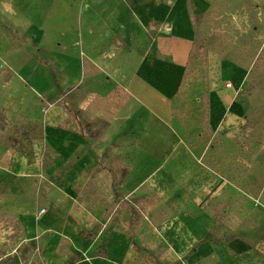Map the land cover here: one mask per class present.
I'll use <instances>...</instances> for the list:
<instances>
[{"label": "rangeland", "instance_id": "rangeland-1", "mask_svg": "<svg viewBox=\"0 0 264 264\" xmlns=\"http://www.w3.org/2000/svg\"><path fill=\"white\" fill-rule=\"evenodd\" d=\"M73 3L54 59L0 17L46 106L9 113L0 53V264H264V0L175 1L179 70L111 28L85 55Z\"/></svg>", "mask_w": 264, "mask_h": 264}, {"label": "crops", "instance_id": "crops-1", "mask_svg": "<svg viewBox=\"0 0 264 264\" xmlns=\"http://www.w3.org/2000/svg\"><path fill=\"white\" fill-rule=\"evenodd\" d=\"M73 1L75 0H0V17L13 28L18 29L22 37H26L31 44L38 45L35 48L37 51L45 49L47 56L54 59L63 48L67 50L71 45L69 43L66 47H62L58 39L63 33L68 32L69 26L74 22L76 13L73 10L75 6ZM77 1L81 12L80 20L87 26V33L83 37L85 55L101 52L105 44L103 40L107 31L105 29L111 28L109 31L123 40L125 47L130 43L138 67L150 68L153 62L157 65L162 63L166 67V64L171 65V59H175L176 69H182L183 61L177 60L169 51L171 37L168 36L176 33L183 42H189L188 40L191 39L186 26L171 23L176 17L174 5L178 0ZM204 1L213 2V0ZM155 29L156 39H153L152 32ZM160 39L163 41L159 50L161 53H158L156 40ZM73 44L72 42V47ZM31 49L32 46L24 43L19 37L11 42L0 39V53L9 59L8 66L15 72L6 89L9 113L14 118L23 116L29 122L33 119L41 121L46 117L43 113L45 103L39 98L40 86L27 79L18 82L15 76L17 73L24 78L26 73H32L28 63V59L33 55ZM55 51L57 54L54 55ZM74 51L72 48V52Z\"/></svg>", "mask_w": 264, "mask_h": 264}, {"label": "trees", "instance_id": "trees-1", "mask_svg": "<svg viewBox=\"0 0 264 264\" xmlns=\"http://www.w3.org/2000/svg\"><path fill=\"white\" fill-rule=\"evenodd\" d=\"M43 63H44L45 65H49V63H48V62H46V61H43Z\"/></svg>", "mask_w": 264, "mask_h": 264}, {"label": "built area", "instance_id": "built-area-1", "mask_svg": "<svg viewBox=\"0 0 264 264\" xmlns=\"http://www.w3.org/2000/svg\"><path fill=\"white\" fill-rule=\"evenodd\" d=\"M227 86H228V87L231 86V82L227 83Z\"/></svg>", "mask_w": 264, "mask_h": 264}]
</instances>
